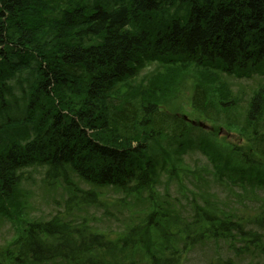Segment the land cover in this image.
<instances>
[{"label": "trees", "instance_id": "trees-1", "mask_svg": "<svg viewBox=\"0 0 264 264\" xmlns=\"http://www.w3.org/2000/svg\"><path fill=\"white\" fill-rule=\"evenodd\" d=\"M192 67L209 73L220 93L210 95L212 85L197 78L192 107L204 119L237 128L248 143L232 149L239 164L232 156L220 163L207 131L162 107L177 74ZM254 74L264 75V0H0V213L13 216L9 207L33 169H45L47 181H78L63 209L26 221L7 247L0 246V264H129L100 251L126 248L129 238L136 242L141 220L127 223L133 224L129 237L124 231L112 239L74 213L109 188L152 210L142 221L162 241L158 247L169 251L159 255L162 264H182L180 255L199 238L238 236L243 248L253 244L249 252L264 254V207L254 230L243 229L241 216L199 208L190 222L203 221L205 230L194 232L186 223L179 233L181 224L167 221L171 205L161 200L155 207L161 177L190 170L182 161L195 144L194 129L215 176L231 180L235 172L242 189L245 182L264 184V84L243 105L220 81ZM221 106L241 109L243 116ZM168 223L177 233H166ZM174 236L184 241L182 250L172 245ZM233 260L206 264H237Z\"/></svg>", "mask_w": 264, "mask_h": 264}, {"label": "rangeland", "instance_id": "rangeland-1", "mask_svg": "<svg viewBox=\"0 0 264 264\" xmlns=\"http://www.w3.org/2000/svg\"><path fill=\"white\" fill-rule=\"evenodd\" d=\"M208 76L209 73L202 72L196 67L177 74L168 99L162 107L171 113L184 114L192 118L201 130L207 131L204 135H207L210 139L209 149L210 151L216 150L220 163L224 164L232 156V162L239 164V156L232 149H235L236 146L248 147V143L241 137L237 128L227 129L225 123L223 125L219 122L220 119L218 121L204 119L201 117L200 112L198 113L192 107L191 99L197 78L206 84L212 85L209 87L210 95L215 98L220 96L219 92L216 93L217 89L213 88V86L217 87V82H209ZM211 76L212 78L215 77L214 74H211ZM220 81L222 86L225 87L223 92L231 91L232 95L239 98L241 104L245 105L247 104V99L253 95L254 90L260 84H264V75L254 74L250 77L227 75L226 78L221 77ZM215 101L217 102V100ZM220 111H226L235 118H237L238 114L241 117L243 116L241 109L229 110L221 106ZM241 117L239 116V119ZM199 122H203L204 125H200ZM191 136L195 144L191 149L187 150L182 161V163L185 162L189 166L190 170L185 174L183 173L169 179L166 173L164 177H161L160 183L156 187V193L158 197H161H159V201L157 200L155 207L161 205V200L167 201L166 206L170 207L171 205V215H169L167 221L181 224L178 233L183 231L181 229L185 227L186 223L192 224L191 230L194 232L205 230L204 226L206 224L203 221H201L203 226L190 222L193 220V210L199 208H205V211L215 215L229 216L231 214L232 216L233 214L235 218L241 216L244 218V230L256 227L252 221L256 215L261 214L260 210L264 207V184L252 188L249 187L248 182H245L247 183L245 185L247 188L242 189L241 185L236 182L238 177L233 171L231 180L226 176L223 179L215 176L213 174L215 170L213 161L199 145V140L205 144V141L199 137L202 134L194 129L191 131ZM227 149H229V152H226ZM260 161L264 163V160L260 159ZM262 168L264 169L263 166ZM44 171L45 169L38 168L29 172L30 181L22 184L21 191L16 196V203L9 207V211L13 214L11 218L0 213V246L7 247L16 237V233L23 229L26 221L30 219H49L58 209L64 208L68 197L75 195V189L73 188H76L75 184L78 182L76 179H71V185L74 186L72 188L69 183L65 185L61 181H47L44 177ZM80 185L84 188L88 187L84 183ZM103 191L104 194L101 195L100 200L96 204L94 202L92 205H77L74 208V213L77 214L79 212L86 215V222L88 220L91 227L104 234H109L112 239L117 238L124 231L128 236L131 233H128V229L133 224L131 226L129 224L128 227L126 225L132 220L133 222L141 220L143 224L139 230L136 242L130 241L129 238L126 248L113 244L107 249H102L100 251L101 254L110 258L118 256L129 264H162V259L159 255H170L167 254L169 251L161 250L162 248L158 247L157 244L162 243V241L157 243L158 239H153L156 236L155 233L152 229H148L149 227H146V224L144 225V221H142L147 219L145 216L151 213L152 210L147 209V204L144 202L136 203L138 200L133 198V196H123L119 192L116 193L117 191L112 188ZM81 205L82 208L80 209ZM18 208L21 211L20 213ZM1 209L4 211L2 207ZM81 220L82 218L77 222ZM166 225L167 234L177 233L176 226L172 223ZM133 235L135 236V234ZM174 238H176V241L171 242L172 245L176 249L182 250L184 241L176 236ZM238 238L236 236L235 241L222 238H204L202 242H198L202 240V238H199L196 244L193 243L182 252V256L180 255L181 263L206 264L215 258L222 260L232 258L237 264H264V254L257 252L255 255L252 254L249 250H253V244L248 245L249 250H247L243 248L246 247L245 242L238 240ZM168 242L165 243L164 241V244L166 245ZM233 244L242 247L240 254L231 248ZM124 253L128 254V256H125ZM146 256L147 258L145 259L144 257Z\"/></svg>", "mask_w": 264, "mask_h": 264}, {"label": "water", "instance_id": "water-1", "mask_svg": "<svg viewBox=\"0 0 264 264\" xmlns=\"http://www.w3.org/2000/svg\"><path fill=\"white\" fill-rule=\"evenodd\" d=\"M185 118L188 119L187 116H185ZM193 123H196V122L193 121ZM199 124H200V125H204L203 122H199Z\"/></svg>", "mask_w": 264, "mask_h": 264}]
</instances>
